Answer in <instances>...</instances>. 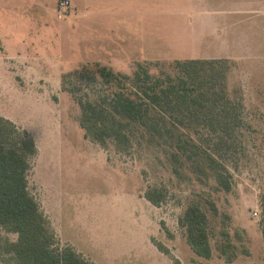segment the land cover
I'll return each instance as SVG.
<instances>
[{
	"label": "rangeland",
	"instance_id": "374dc122",
	"mask_svg": "<svg viewBox=\"0 0 264 264\" xmlns=\"http://www.w3.org/2000/svg\"><path fill=\"white\" fill-rule=\"evenodd\" d=\"M60 2L0 0V115L36 140L29 186L60 245L94 264H264V0H70L66 12ZM191 58L225 59L241 104L244 125L225 159L230 191L189 167L177 175L171 148L141 131L127 151L86 137L66 88L76 70L133 75L144 64L158 74ZM152 187L166 196L160 205L145 196ZM192 201L208 212L209 259L179 224ZM7 235L16 238L0 227Z\"/></svg>",
	"mask_w": 264,
	"mask_h": 264
},
{
	"label": "trees",
	"instance_id": "16d2710c",
	"mask_svg": "<svg viewBox=\"0 0 264 264\" xmlns=\"http://www.w3.org/2000/svg\"><path fill=\"white\" fill-rule=\"evenodd\" d=\"M226 68L225 59L210 58L175 60L158 74L144 64L133 75L99 66L70 72L66 88L80 106L86 137L127 151L141 131L171 148L177 175L189 167L203 183L214 178L219 190L230 191L232 172L225 159L236 150L244 120L241 104L228 93ZM38 152L26 129L0 115V227L16 234L13 239L0 236V259L5 264H94L73 246L60 245L50 217L30 190ZM145 196L155 205L166 197L159 187ZM261 215L264 237V198ZM179 224L193 251L211 258L210 219L202 203L190 202ZM229 245L221 247L223 253Z\"/></svg>",
	"mask_w": 264,
	"mask_h": 264
},
{
	"label": "built area",
	"instance_id": "2783aa9c",
	"mask_svg": "<svg viewBox=\"0 0 264 264\" xmlns=\"http://www.w3.org/2000/svg\"><path fill=\"white\" fill-rule=\"evenodd\" d=\"M60 5V10L66 12L68 7L70 6V0H61Z\"/></svg>",
	"mask_w": 264,
	"mask_h": 264
},
{
	"label": "crops",
	"instance_id": "0c3cea01",
	"mask_svg": "<svg viewBox=\"0 0 264 264\" xmlns=\"http://www.w3.org/2000/svg\"><path fill=\"white\" fill-rule=\"evenodd\" d=\"M1 58H3V56H0V67L3 69V66H5L3 62H5L6 59L5 58L1 59ZM4 69H6V68H4Z\"/></svg>",
	"mask_w": 264,
	"mask_h": 264
}]
</instances>
